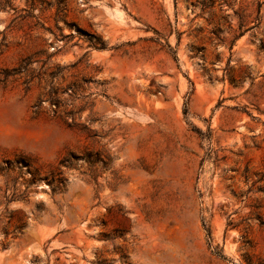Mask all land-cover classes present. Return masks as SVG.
<instances>
[{"label": "rangeland", "instance_id": "rangeland-1", "mask_svg": "<svg viewBox=\"0 0 264 264\" xmlns=\"http://www.w3.org/2000/svg\"><path fill=\"white\" fill-rule=\"evenodd\" d=\"M0 264H264V0H0Z\"/></svg>", "mask_w": 264, "mask_h": 264}]
</instances>
